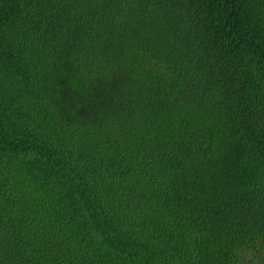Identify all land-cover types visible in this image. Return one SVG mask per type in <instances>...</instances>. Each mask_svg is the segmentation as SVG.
<instances>
[{
    "label": "trees",
    "instance_id": "16d2710c",
    "mask_svg": "<svg viewBox=\"0 0 264 264\" xmlns=\"http://www.w3.org/2000/svg\"><path fill=\"white\" fill-rule=\"evenodd\" d=\"M254 262L264 0H0V264Z\"/></svg>",
    "mask_w": 264,
    "mask_h": 264
},
{
    "label": "rangeland",
    "instance_id": "374dc122",
    "mask_svg": "<svg viewBox=\"0 0 264 264\" xmlns=\"http://www.w3.org/2000/svg\"><path fill=\"white\" fill-rule=\"evenodd\" d=\"M247 257H249V255H247ZM253 264H262V263H259V262H254Z\"/></svg>",
    "mask_w": 264,
    "mask_h": 264
}]
</instances>
